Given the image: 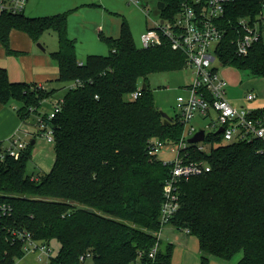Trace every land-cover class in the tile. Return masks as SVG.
<instances>
[{"label":"trees","instance_id":"1","mask_svg":"<svg viewBox=\"0 0 264 264\" xmlns=\"http://www.w3.org/2000/svg\"><path fill=\"white\" fill-rule=\"evenodd\" d=\"M157 1L165 3L161 18L172 20L186 0ZM263 1L234 0L220 20L227 29L220 51L223 63L252 77H264V41L255 43L247 56H238L234 26L242 17H254ZM13 30L35 42L47 31L57 33L59 47L50 55L60 86L47 89L14 81L0 67L1 103L12 106L24 125L36 115L38 125L47 119L48 112H38L46 99L63 102L51 121L55 160L50 171H26L35 137L19 158H0V204L12 206L11 213L0 214V264H15L26 254L22 243L10 241L9 230L15 228L59 244L48 264H135L139 256L146 264H173L172 243L160 246L154 259L149 257L158 241L163 185L171 165L149 155L147 146L156 138L178 143L185 125L179 116L166 123L149 75L184 69L185 53L169 42L137 46L127 20L118 37L100 33L108 54H89L84 62L78 60L69 35L67 12L37 17L3 12L0 43L7 53L18 54L10 44ZM78 79L82 85L69 87ZM141 80L147 83L145 90ZM139 89L138 98H128ZM256 114L264 116V108ZM206 143L212 145L209 151L197 144L187 151L192 159L207 161L211 170L183 181L171 225L198 238L200 264H208L212 256L231 261L238 254V264H264V143L224 142L215 132Z\"/></svg>","mask_w":264,"mask_h":264},{"label":"built area","instance_id":"2","mask_svg":"<svg viewBox=\"0 0 264 264\" xmlns=\"http://www.w3.org/2000/svg\"><path fill=\"white\" fill-rule=\"evenodd\" d=\"M29 0H0V15L5 11L14 13L25 12ZM234 0H186L178 14L172 19L161 18L141 34L142 48L162 45L169 42L173 49L181 50L186 55V67L193 71V80L184 87L185 94L177 97L179 117L185 125L184 132L172 151L175 157L168 161L171 165L170 173L163 185V201L161 204L160 223L161 228L157 232L158 241L149 252V257L155 258L160 248V235L166 225L176 216L180 208V189L183 181L192 177L205 174L211 170V165L205 160H195L187 151L190 144H197L201 151H209L210 144L206 139L210 133L206 132L204 141L190 143L188 140L194 136L198 129L192 120L196 117L210 119L209 124L214 127V132L223 127L224 142H255L264 143V116L257 115L255 109L249 106V102L257 99L258 94L249 91L245 95L246 104L236 106L227 96V81L220 75L219 68L214 65L218 61L223 65L220 55L222 42L227 29L221 23V17L229 3ZM138 4L139 0H129ZM148 13V10H147ZM236 32L235 52L238 56H247L255 43L264 41V1L260 11L254 16L242 17L234 26ZM81 80H75L69 87L82 85ZM142 94L141 89L129 94V99H136ZM62 100H57L53 108L47 113V119L41 118L38 126L40 133L47 141L55 142V127L51 123L62 109ZM24 126V124H23ZM28 128V127H26ZM25 128L18 129L8 140V145L3 148L0 155L4 159L5 154L19 158L30 141L22 136ZM29 133V129L24 130ZM165 144L161 139H151L147 146V153L158 156ZM206 146H209L207 148ZM160 158V157H159ZM10 204H0V214L11 213ZM189 232L188 229H185ZM9 238L12 243H22L26 253L36 252L39 258L48 256V264L53 255L51 243L36 239L26 229L15 228L9 230ZM142 255V254H140ZM87 257L91 253H87ZM83 255L81 259H85ZM141 258V256H139ZM135 264H146L137 260Z\"/></svg>","mask_w":264,"mask_h":264},{"label":"rangeland","instance_id":"3","mask_svg":"<svg viewBox=\"0 0 264 264\" xmlns=\"http://www.w3.org/2000/svg\"><path fill=\"white\" fill-rule=\"evenodd\" d=\"M139 1L138 4H135L129 3V0H120L116 2L115 9L102 5L80 8L68 13V32L70 37L76 39L78 58L83 59V56L88 54H108L109 47L101 39L99 35L100 30H97V26L103 29L102 31L105 35H110L113 28L119 26L118 30H120L123 17L128 20L135 43L137 46L142 47L141 34L148 29L147 27L154 26L155 20L160 19L161 10L158 8L157 0ZM26 13L29 16L45 15L29 10ZM101 21H103L106 28L101 26ZM25 35L16 37L13 34L10 38V44L12 47L16 45L14 48L29 51L28 53L26 52L21 55L9 54L0 43V67H6L11 80L17 77L21 79L19 81H28L36 84L38 83L36 81H44L57 85L58 80L51 78L54 77L58 69L50 55L52 51H55L59 47L57 33L52 30L45 32L40 41H34L32 51L30 49L31 46L29 49H26L28 41ZM38 43H41L43 48L38 46ZM214 65L219 68L220 75L227 81V96L232 104L236 106H240L243 103L246 104L244 97L249 92L247 88L252 87L259 93L258 99H264V78L252 77L235 65H219L218 61ZM192 80L193 71L190 67L149 75V83L154 91L156 105L169 119H175L176 116H179L180 110L177 105V97L185 94L184 87L192 82ZM142 84L143 80L140 81V85ZM55 101V98L46 99L38 112H41V114L44 111L49 112L53 108ZM255 101L249 102L248 105L254 107L253 102ZM12 105L18 106L19 104L13 103ZM37 118L36 115H33L31 125L29 123L26 124L29 127L25 129H29V133H25V129L22 131V136L25 140L31 141L34 137L36 138L33 156L26 166L27 173L35 175L38 172L50 171L55 160L54 143L47 141L43 135L39 134L40 127L37 125ZM209 122L210 119L204 120V118L196 117L191 123L198 129L214 132V127ZM3 144L4 146L2 145V147L4 148L8 144V141L4 140ZM174 146L177 147L174 144H165L159 153V157L165 162L171 161L175 157V153L172 151ZM206 147L209 148V146ZM172 242L174 246L173 264H200L201 252L198 238L195 235L185 230L176 229L173 225L169 224L161 232L160 245L162 249H165ZM51 249V255H56L59 244L52 242ZM25 255L23 258L17 259L15 264H34L32 262L33 259L36 260L35 264H45L48 261V256L43 255L42 258H39L36 252H33L31 256ZM241 256L242 254H238L231 261L212 256L208 264H238ZM138 260L140 261L141 258ZM89 264L92 263L89 262Z\"/></svg>","mask_w":264,"mask_h":264},{"label":"crops","instance_id":"4","mask_svg":"<svg viewBox=\"0 0 264 264\" xmlns=\"http://www.w3.org/2000/svg\"><path fill=\"white\" fill-rule=\"evenodd\" d=\"M118 1H120V0H29L28 4L26 6V9H25V14L28 15L26 12L29 10L31 12L32 11L33 12H39V14H45L44 16H48V15H54L57 13H64V12L71 13V12H74L76 9L87 8V7H97V6H102V5L107 6L111 9H115V4ZM31 17H37V16H31ZM124 20H127V19H125L123 17L121 25H122ZM156 21L157 20L154 21V25H155ZM100 24L103 28H106L104 26L103 21H101ZM121 25H120V30H118L119 26L117 28L115 27L111 31L112 33L110 35H107V36L118 37L120 35ZM149 27H147V28H149ZM151 27H153V26H151ZM97 30H100L99 35H100V33H103V31H102L103 29H101L100 26H97ZM13 34L16 37L25 35V33L23 34V32L19 31V30H13L11 32V37ZM25 36L27 37V41H28V47H26V49H29V47L31 46L30 49L32 51V45L34 44V41L27 34ZM74 40H76V39H74ZM14 47H16V45ZM14 47H12V48H13V50L19 52L18 55L29 52V51L14 48ZM88 55L83 56V59L78 58V60L80 62H84ZM56 67H57V65H56ZM57 69H58V67H57ZM53 78L58 80V78H59V72L58 71L56 72L54 77H52L51 79H53ZM255 78H260V77H255ZM262 78H264V77H262ZM12 80L19 81L21 79L14 77V78H12ZM36 82H38L37 84L39 86H43L44 88H47V89H51L53 87H59L60 86L59 81H57V85L50 84V83H47L44 81H36ZM66 87H68V86H66ZM247 91H254L258 94L257 100L256 101L254 100L255 102H253V106H254L253 108H255V109L264 108V99H258L259 93L253 87L247 88ZM244 99H245V97H244ZM56 101L54 102V104L56 103ZM54 104H53V106H54ZM242 105H245V103L241 104L240 106H242ZM37 121H38V119H37ZM21 127L26 128L27 126L26 125L23 126V123H22L21 119L19 118V116L17 115L16 111H14V109L12 107L3 104L0 101V143H3L4 140L8 141L9 138ZM3 146H4V144H3ZM172 244H173V242H172ZM32 254H33V252H29L25 256H31ZM33 260H32V262L35 264L36 260L35 259H33ZM19 264H22V263H19Z\"/></svg>","mask_w":264,"mask_h":264},{"label":"water","instance_id":"5","mask_svg":"<svg viewBox=\"0 0 264 264\" xmlns=\"http://www.w3.org/2000/svg\"><path fill=\"white\" fill-rule=\"evenodd\" d=\"M164 7H165V3L162 2V1H159V2H158V8H159L160 10H162ZM38 46H40L41 48H43V46L41 45V43H38ZM142 88L145 90V89L147 88V83H143ZM162 114H163V116H164V118H165L166 123H170L171 121H170V119L167 117V115L164 114L163 112H162ZM222 131H223V127L220 128V129L217 131V133L222 132ZM204 139H205V131H204L203 129H201V130H199L198 132H196V133L194 134V136H192L188 141H189L190 143H198V142L204 141ZM34 143H35V140L32 141V144H34Z\"/></svg>","mask_w":264,"mask_h":264}]
</instances>
